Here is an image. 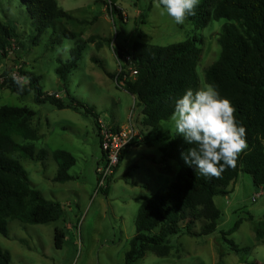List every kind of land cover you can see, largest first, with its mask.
Wrapping results in <instances>:
<instances>
[{
	"label": "rangeland",
	"instance_id": "rangeland-1",
	"mask_svg": "<svg viewBox=\"0 0 264 264\" xmlns=\"http://www.w3.org/2000/svg\"><path fill=\"white\" fill-rule=\"evenodd\" d=\"M214 2L208 9L214 7ZM56 3L70 18L55 22L36 38L25 5L20 0H0V21L13 25L18 35L6 56L0 53V83L5 73L29 70L40 77L43 91H58L65 100L73 97L93 107L107 125L124 126L136 100L109 74L117 76L124 71V79L133 78L124 68L129 64L127 51L132 43L140 40L166 46L197 36L202 44L195 69L196 90L208 86L205 71L219 57L217 39L226 20L211 19L206 27L198 28L196 21L188 18L184 25H177L166 13L161 14L157 0H118L122 19L108 11L106 0ZM65 28L75 38L61 35ZM78 46L81 56L68 76V97L67 92L59 91L61 81L56 68L69 60L70 51ZM33 97V92L21 96L8 86L0 90V107H27L35 112L28 127L37 138L25 139L11 127L6 131L18 144L32 145L36 153L44 151L39 160H31L19 151L9 155L22 165L33 188L61 204L63 215L46 224L8 219L7 236L0 234V248L8 252L11 264H125L139 205L173 182L179 169L175 161H170L169 170L162 169L160 163L161 148L176 133L171 117L152 131L142 124L136 101L133 121L149 143L129 146L108 188L95 194L96 167L102 153L94 118L70 108L38 104ZM159 133L162 137L156 138ZM262 143L264 146V140ZM55 150L68 151L75 158L68 170L69 181H54L58 170L52 157ZM214 202L221 216L212 234L172 235L167 256L149 251L133 264H264V191L254 186L250 175L239 173L227 187V194L216 196ZM202 223V219L195 221L191 229L200 231ZM56 228L63 233L60 248L54 244Z\"/></svg>",
	"mask_w": 264,
	"mask_h": 264
},
{
	"label": "trees",
	"instance_id": "trees-1",
	"mask_svg": "<svg viewBox=\"0 0 264 264\" xmlns=\"http://www.w3.org/2000/svg\"><path fill=\"white\" fill-rule=\"evenodd\" d=\"M118 0H106L108 11L122 19L116 5ZM212 0H201L196 15L189 17L198 28H204L211 19L226 20L217 39L220 45L218 59L205 71V81L215 86L222 97L231 101L236 109L237 121L246 128L248 148L238 158L235 168H228L219 178H206L185 165L181 153L194 145L187 144L183 137L174 133L167 146L161 148L160 163L164 170L170 169L175 161L178 172L175 180L139 205L135 217V233L129 241L124 263L133 264L146 252L167 256L172 248V235L206 236L217 227L221 210L215 205L216 196L226 195L227 187L239 173L251 176L256 188L264 191V0H214V7L208 9ZM25 5L29 18L37 31L36 38L52 27L55 22L70 18L58 7L56 0H20ZM61 35L75 38L74 33L62 29ZM15 27L0 21V53L6 56L8 48L17 38ZM202 39L193 36L182 42L160 46L140 40L132 43L128 52L129 72L136 71L133 78L120 71L111 78L132 95L140 106L141 122L158 130L159 123L171 117L175 100L186 90L197 88L196 66L200 56ZM81 56L80 47L70 51V59L60 62L56 74L61 81L59 91L67 92V80ZM19 77H28L29 82L21 90L15 80L4 74L0 90L8 86L13 92L24 96L33 92L38 104L48 103L57 109L70 108L90 114L97 125L100 118L93 107L84 105L73 97L65 100L58 91H43L40 77L29 70H18ZM35 112L27 107H0V234L7 236V220L18 219L26 224H46L59 220L63 215L60 203L46 199L39 190L29 184L27 173L19 161L9 154L19 151L31 160L42 158L44 151L35 152L32 145L23 146L14 141L6 129L17 131L22 137L35 140L36 134L28 127V121ZM97 133V130H96ZM162 137L161 133L156 138ZM149 143L146 136L136 142ZM135 143V144H136ZM126 149L121 153L120 160ZM58 170L54 181L71 179L68 170L75 163L73 155L65 150L52 153ZM202 219L200 231L191 229L192 224ZM185 222V223H182ZM234 225L233 229L237 226ZM232 229V230H233ZM259 235V232H257ZM63 233L55 229L54 244L60 248ZM233 245L232 241H228ZM235 251H239L235 247ZM0 264H11L8 252L0 248Z\"/></svg>",
	"mask_w": 264,
	"mask_h": 264
},
{
	"label": "clouds",
	"instance_id": "clouds-1",
	"mask_svg": "<svg viewBox=\"0 0 264 264\" xmlns=\"http://www.w3.org/2000/svg\"><path fill=\"white\" fill-rule=\"evenodd\" d=\"M201 0H157L175 24L184 25L196 15ZM21 90L28 77L13 76ZM231 101L208 85L199 90L188 89L174 102L171 122L177 135L194 147L181 153L185 165L206 178H219L228 168H235L242 152L248 148L246 128L235 117Z\"/></svg>",
	"mask_w": 264,
	"mask_h": 264
},
{
	"label": "built area",
	"instance_id": "built-area-1",
	"mask_svg": "<svg viewBox=\"0 0 264 264\" xmlns=\"http://www.w3.org/2000/svg\"><path fill=\"white\" fill-rule=\"evenodd\" d=\"M131 74L135 75L136 71H132ZM14 75L20 78L19 73H11L8 76L13 78ZM135 105L136 101L131 107L128 122L124 126L114 127L107 125L101 118L97 120L96 130L102 157L96 167L95 194L104 192L108 188L119 165L122 151L143 138L137 124L133 121ZM260 194L261 192L255 194L252 201H255Z\"/></svg>",
	"mask_w": 264,
	"mask_h": 264
},
{
	"label": "crops",
	"instance_id": "crops-1",
	"mask_svg": "<svg viewBox=\"0 0 264 264\" xmlns=\"http://www.w3.org/2000/svg\"><path fill=\"white\" fill-rule=\"evenodd\" d=\"M136 100V99H135ZM115 127V126H114ZM119 127V126H118ZM125 151H127V149L125 150ZM122 159H123V156H122ZM122 159L120 160V162H119V165H120V163L122 162ZM119 165H118V167H119ZM117 167V168H118ZM161 167H162V169H163V166H162V164H161ZM216 205V204H215Z\"/></svg>",
	"mask_w": 264,
	"mask_h": 264
},
{
	"label": "water",
	"instance_id": "water-1",
	"mask_svg": "<svg viewBox=\"0 0 264 264\" xmlns=\"http://www.w3.org/2000/svg\"><path fill=\"white\" fill-rule=\"evenodd\" d=\"M128 66H129V64H128Z\"/></svg>",
	"mask_w": 264,
	"mask_h": 264
}]
</instances>
